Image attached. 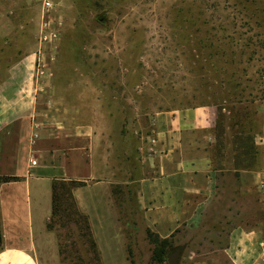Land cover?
I'll return each mask as SVG.
<instances>
[{"label":"rangeland","instance_id":"obj_1","mask_svg":"<svg viewBox=\"0 0 264 264\" xmlns=\"http://www.w3.org/2000/svg\"><path fill=\"white\" fill-rule=\"evenodd\" d=\"M263 105L264 0H0V177L37 183H0V264H169L177 248L178 264H231V228L253 223L256 198L231 196L182 224L158 262L140 180L159 158V115L211 106L218 143L241 151ZM60 130L83 138L90 171L54 165L40 180L41 160H55L35 140ZM48 190V232L29 234ZM18 233L28 245L7 249Z\"/></svg>","mask_w":264,"mask_h":264},{"label":"crops","instance_id":"obj_2","mask_svg":"<svg viewBox=\"0 0 264 264\" xmlns=\"http://www.w3.org/2000/svg\"><path fill=\"white\" fill-rule=\"evenodd\" d=\"M261 111L264 112V105ZM215 124L216 112L211 106L185 109L178 115L158 116L157 136L154 139L159 158L153 164L151 175L140 180V200L146 223L160 236L168 237L179 226L193 223L208 208L226 198H256L258 207L251 210L253 223L243 217L242 222L233 226L225 250L231 264H264V124L261 131L255 134L257 155L251 166H245L237 157V150L232 144L224 147L218 143ZM35 141L39 142L42 158L44 155L55 160V163L48 162L50 164L41 160L40 180L49 179V168L54 165L59 166L57 170L64 174L68 173V165L72 168L75 164L78 169L79 166L84 168L85 174L90 171L80 165L81 157L77 153L83 138L78 134L60 130L54 137L36 138ZM65 147L71 149L64 151ZM44 148H53L54 153L45 155L49 151ZM60 151L62 158L58 155ZM33 179L27 175L21 181L12 182L23 183V188L28 186L30 189L37 184ZM48 193L37 218L42 222H32V219L29 234L36 230L48 232L44 222L52 212V196L49 190ZM21 195L25 198V204L31 202L28 189H23ZM34 225H37V229H34ZM29 234L18 233L16 238H25L24 242H5L7 249L21 250L19 247L28 245L26 240ZM10 235L15 238V233ZM25 251L35 261L29 250ZM0 258L5 262L3 256ZM6 261L5 264L11 262Z\"/></svg>","mask_w":264,"mask_h":264},{"label":"trees","instance_id":"obj_3","mask_svg":"<svg viewBox=\"0 0 264 264\" xmlns=\"http://www.w3.org/2000/svg\"><path fill=\"white\" fill-rule=\"evenodd\" d=\"M218 134V133H217ZM256 134V133H255ZM255 134L252 135H248L249 139H252L250 144H243V145H239L242 150L238 151L237 150V157L240 158V160H244L246 161L247 158L246 156H248L249 160L244 162L242 161L245 166H251L253 164L254 159H256V155H257V147L254 144V139H255ZM19 180L18 176H6V177H0V183L1 182H8V181H16ZM53 198H54V193H53ZM54 206L55 203H53V211H54ZM54 212L52 213L53 216ZM47 227H50V223H47ZM148 236L150 238V240L156 244L155 247V252H154V257L158 262H165L166 259V255H165V251H166V247L169 245V239L168 237H161L157 232H153L151 231V229H148ZM3 240V235L1 232V228H0V244L2 243Z\"/></svg>","mask_w":264,"mask_h":264},{"label":"water","instance_id":"obj_4","mask_svg":"<svg viewBox=\"0 0 264 264\" xmlns=\"http://www.w3.org/2000/svg\"><path fill=\"white\" fill-rule=\"evenodd\" d=\"M181 248H177L174 252H172L168 257L169 264H178V257L181 252Z\"/></svg>","mask_w":264,"mask_h":264},{"label":"bare ground","instance_id":"obj_5","mask_svg":"<svg viewBox=\"0 0 264 264\" xmlns=\"http://www.w3.org/2000/svg\"><path fill=\"white\" fill-rule=\"evenodd\" d=\"M22 260H23V259H22ZM22 260H21V261H22ZM22 262H23V261H22ZM24 262H25L26 264H29V262H28L27 260H24ZM30 264H31V262H30Z\"/></svg>","mask_w":264,"mask_h":264},{"label":"built area","instance_id":"obj_6","mask_svg":"<svg viewBox=\"0 0 264 264\" xmlns=\"http://www.w3.org/2000/svg\"><path fill=\"white\" fill-rule=\"evenodd\" d=\"M37 163V159H33V164H36Z\"/></svg>","mask_w":264,"mask_h":264}]
</instances>
